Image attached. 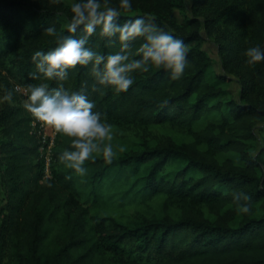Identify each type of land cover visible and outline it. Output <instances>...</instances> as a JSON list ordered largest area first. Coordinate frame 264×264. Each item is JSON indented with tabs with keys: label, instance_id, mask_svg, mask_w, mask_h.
<instances>
[{
	"label": "trees",
	"instance_id": "1",
	"mask_svg": "<svg viewBox=\"0 0 264 264\" xmlns=\"http://www.w3.org/2000/svg\"><path fill=\"white\" fill-rule=\"evenodd\" d=\"M148 13L188 45L185 71L172 79L150 65L117 92L93 87L91 64L69 68L64 80L33 78V53L70 34V4L0 0V83L83 90L112 125L114 150L111 161L93 154L81 177L58 160L72 139L58 132L52 176L43 179L30 116L14 92L16 103L0 109V246L12 264H264V126H256L264 120V61L253 66L244 56L246 48L264 46V0H132L118 22ZM50 25L56 36L44 31ZM204 35L216 45L221 71L212 69ZM142 41L130 42L133 53ZM119 44L97 26L88 46L107 54ZM230 82L236 95L224 97ZM208 114L216 118L195 129ZM156 127L177 143L158 144ZM226 153L236 158H219ZM235 192L250 197L242 201L247 213L237 210ZM72 213L84 234L57 243L56 231Z\"/></svg>",
	"mask_w": 264,
	"mask_h": 264
},
{
	"label": "clouds",
	"instance_id": "2",
	"mask_svg": "<svg viewBox=\"0 0 264 264\" xmlns=\"http://www.w3.org/2000/svg\"><path fill=\"white\" fill-rule=\"evenodd\" d=\"M131 9L132 0H118V6L111 5L109 0H72V15L64 25L70 34L57 37V46L51 50L33 53L36 72L30 75L36 79L64 80L69 68L91 64L93 87L108 86L117 92L127 91L134 84L133 73L147 71L150 65L168 70L172 79L180 78L187 64L188 45L158 27L150 13L119 23L121 10ZM97 26L102 35L115 37L120 42L119 50L103 54L88 46ZM44 31L50 36L57 35L55 25L47 26ZM78 31L79 35H73ZM137 37H143V41L133 53L130 42ZM244 56L249 65L255 66L264 61V46H250L244 50ZM0 92L3 93L0 103H15V89L0 83ZM23 107L56 132L72 137L70 146L58 154V160L75 174L83 177L87 173L85 161L93 154H102L111 161L114 150L108 141L113 135L112 125L104 118L105 114L93 111L94 101L83 90L68 91L63 86L50 89L46 83L29 84ZM232 199L239 212L250 210V205L242 202L250 199L247 193L235 192Z\"/></svg>",
	"mask_w": 264,
	"mask_h": 264
},
{
	"label": "rangeland",
	"instance_id": "3",
	"mask_svg": "<svg viewBox=\"0 0 264 264\" xmlns=\"http://www.w3.org/2000/svg\"><path fill=\"white\" fill-rule=\"evenodd\" d=\"M59 1H62L66 4H71V2H72V0H59ZM204 37H205V41L203 43V46H204V49L207 51L208 55L212 59V69L214 71H221V65H220V61L218 58L216 45L206 35H204ZM236 89H237L236 83L230 82L229 83V93L224 97L236 95ZM17 100L21 101L22 104L24 102L22 97L20 99V95L18 96V94H17ZM6 103H10V102L0 103V109ZM11 104H14V103H11ZM215 118H216V116L214 114H208V115L204 116L200 121L196 122L194 124V128L200 129L206 124V122L208 120L215 119ZM256 126L258 127V129L260 127L264 126V120L262 122L257 123ZM154 134H155L154 140L158 144H170V143L174 144V143H177L176 136L172 132H170L169 130H166L165 128H161V127L154 128ZM0 140H1V135H0ZM256 146H257V142L255 141L253 143L252 147L250 148V151L253 152L256 149ZM227 156L233 157L234 159L236 158L234 156V154H232V153L221 154L219 156V158L224 159ZM1 168H2V159L0 157V171H1ZM43 193H44V191H42V193L40 194L41 197L44 195ZM5 195H6V193L4 192V189L0 187V212H1V209L3 208V206L5 205ZM88 213H89V215H91L92 211L89 210ZM0 218H1V213H0ZM64 225H65V228H64ZM84 231H85L84 228H82V221L80 219H78L76 221V215L74 213H72L69 217H67L66 220L63 221V226L61 228H58V230L56 231V242L57 243L65 242L73 234L74 235H79V234L82 235V234H84ZM45 252L47 254H49V252L47 251V248L45 249ZM0 264H12V262L9 260V258L7 256L6 249L2 248L1 246H0Z\"/></svg>",
	"mask_w": 264,
	"mask_h": 264
},
{
	"label": "built area",
	"instance_id": "4",
	"mask_svg": "<svg viewBox=\"0 0 264 264\" xmlns=\"http://www.w3.org/2000/svg\"><path fill=\"white\" fill-rule=\"evenodd\" d=\"M13 88L24 101L26 88L20 84H14ZM28 115L30 116L29 131L36 139V154L41 163L42 178H50L52 176V163L54 161L53 147L58 132L53 127L37 120L30 112H28Z\"/></svg>",
	"mask_w": 264,
	"mask_h": 264
}]
</instances>
